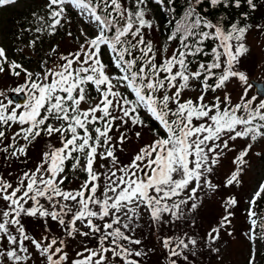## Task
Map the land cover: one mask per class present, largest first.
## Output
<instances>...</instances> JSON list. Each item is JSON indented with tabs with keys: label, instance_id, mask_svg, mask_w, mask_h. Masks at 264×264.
Here are the masks:
<instances>
[{
	"label": "snow or ice",
	"instance_id": "snow-or-ice-1",
	"mask_svg": "<svg viewBox=\"0 0 264 264\" xmlns=\"http://www.w3.org/2000/svg\"><path fill=\"white\" fill-rule=\"evenodd\" d=\"M156 3L170 14L163 43L148 0H45L17 39L35 34L25 45L35 53L64 31L76 45L41 48L36 67L0 43V74L23 76L21 97L0 91V153L24 165L0 175V264H147L156 247L163 264H196L201 247L220 260L247 173L245 264L264 259V82L240 66L247 34L264 33L250 22L260 5L185 0L177 16L173 0ZM145 219L155 247L137 234Z\"/></svg>",
	"mask_w": 264,
	"mask_h": 264
},
{
	"label": "rangeland",
	"instance_id": "rangeland-1",
	"mask_svg": "<svg viewBox=\"0 0 264 264\" xmlns=\"http://www.w3.org/2000/svg\"><path fill=\"white\" fill-rule=\"evenodd\" d=\"M45 3V0H20L16 1V3L9 5V6H0V43H2L7 49L8 54L10 58H16L17 60H22L26 66L29 67H36L38 60L41 58L42 52L41 48L47 49L52 44H59L60 47H63V51L66 50L67 45V37L64 33V31H60L57 34H54L51 37L44 36L42 37V40L37 43L36 52L33 53L31 49L27 48L25 45L27 44V41L29 38H31L32 35H35L33 33H23L19 39H17V34L20 33L21 28L28 27V21L32 19L30 13L32 11H37L43 7V4ZM2 7L4 9H2ZM73 22H72V32L75 36L78 25L76 23V15L75 12H73ZM258 39L251 38L249 42H247L249 46V51L243 55L241 61L243 62H253L258 63L262 60V55L260 53V43H258ZM22 49V51L17 52L16 49ZM250 79L254 80H261L259 76L254 74L251 71H247ZM4 74H0V91L5 90L8 91L13 88L9 87H15L17 83H19L23 76L21 75L20 78L12 77L10 75L4 76ZM145 138H147V133L145 134ZM134 143V142H133ZM135 144V143H134ZM43 146V142L40 144ZM37 145L36 148H40L42 146ZM34 152H36V149ZM122 156H125L123 159H126L125 154H121ZM35 158V156H33ZM121 158V156H120ZM33 161H29L28 165L31 166ZM253 164L255 165L256 170L258 171L259 164L256 161H253ZM20 165H23L22 160L16 161L11 165V167H7L4 160H3V153H0V166L2 170H0V175L8 176V173L11 172L13 175L16 174L17 170L20 168ZM6 175H4V174ZM254 173H247L244 176V186L243 188L237 192L239 195H243L242 198V209L247 207V204L244 200V196L247 195V193L251 190L252 184L254 182ZM72 186H75L73 184ZM214 207V205L209 206ZM216 207V206H215ZM214 207V210L216 208ZM236 211V219L233 221L232 227L235 229L232 236L227 235V233H224L222 230V234L224 238L220 242V256L221 259H216V254H210L207 249H204L201 247L200 253L195 257L196 264H245V252H246V241L243 237L244 233V220L242 221V218L240 217L241 212ZM243 209V211H244ZM219 209L217 208V212ZM216 212V214H217ZM216 214L211 215L212 217L217 218ZM207 219V218H206ZM210 220H206L204 222V219L202 220L200 227H199V234L202 235L204 233V230L208 226ZM31 227V225H30ZM170 228L168 226H164L163 230L168 231ZM37 231V228L35 229ZM149 229L147 227H142L138 235L140 233H143L144 241L143 243L148 247H154L153 242L146 244V241L148 240L147 234ZM196 231V230H195ZM38 232V231H37ZM74 243H70L69 245L71 248H77L79 246H82L81 244V238L74 240ZM160 251V249H159ZM158 256H162L161 254H158L157 251L151 252L148 254V259H154L152 262L154 264H159ZM258 264H261V259L258 256Z\"/></svg>",
	"mask_w": 264,
	"mask_h": 264
},
{
	"label": "trees",
	"instance_id": "trees-1",
	"mask_svg": "<svg viewBox=\"0 0 264 264\" xmlns=\"http://www.w3.org/2000/svg\"><path fill=\"white\" fill-rule=\"evenodd\" d=\"M257 3L260 5V8L256 12L252 13V18H251L250 22L253 23V24L264 22V0H257ZM173 4H174V7H175L176 15L179 16L181 14V10L184 8V6L183 5H179L177 3V0H173ZM221 10H223V9L216 10L215 11V15H219ZM156 21L159 22V24H160V29L159 30H160L161 34H164L165 33L164 25L168 21L165 18V15L163 13H160L158 18L156 19ZM253 29H255V28H253ZM252 30H250V31H252ZM259 33L264 36V33H262V32H259ZM261 207H263L262 203H261Z\"/></svg>",
	"mask_w": 264,
	"mask_h": 264
}]
</instances>
